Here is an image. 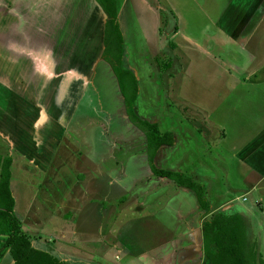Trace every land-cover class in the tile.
<instances>
[{
    "label": "rangeland",
    "instance_id": "obj_1",
    "mask_svg": "<svg viewBox=\"0 0 264 264\" xmlns=\"http://www.w3.org/2000/svg\"><path fill=\"white\" fill-rule=\"evenodd\" d=\"M54 2L0 0V86L7 88L0 87L2 107L35 98L43 108L52 103L56 108L48 144L41 136L47 147L35 155L45 169L9 153L16 158L15 187L10 185L21 231L34 247L52 250L66 264H147L148 243L161 237L148 229L153 223L148 207L152 199L160 201L161 190L147 180L145 136L128 122L117 82L100 58L106 17L94 0H72L67 12ZM121 3V68L136 78L133 111L174 140L171 149L159 150L154 165L177 166L200 179L215 165L224 190L245 189L244 167L233 155L264 128V0ZM65 14L71 30H63L56 43L54 25ZM16 61L31 98L18 100L15 86L5 80V67ZM95 100L96 108L105 110L103 124L82 113L94 108ZM28 124L25 119L13 136H25L30 158L34 140ZM96 124H102L103 137ZM5 146L0 140V148ZM88 159L99 167H90ZM205 187L216 206L209 183ZM258 192L246 195L245 204L254 207ZM84 208L89 216L81 213ZM243 219L248 241L264 260V214L256 210ZM9 257L0 240V264H11Z\"/></svg>",
    "mask_w": 264,
    "mask_h": 264
},
{
    "label": "crops",
    "instance_id": "obj_2",
    "mask_svg": "<svg viewBox=\"0 0 264 264\" xmlns=\"http://www.w3.org/2000/svg\"><path fill=\"white\" fill-rule=\"evenodd\" d=\"M79 1L83 2L84 0H79ZM94 1L100 8V5L98 4L97 0H94ZM58 4L62 8H64L65 12H67V10L72 5V0H55L54 8H56ZM121 5H122L121 0H116L117 19H118V15L120 14ZM262 5L264 6V3H262ZM102 14L104 13L102 12ZM67 20L68 18L66 14L62 15L57 21V23L54 25V38L56 39L55 40L56 43H57V40L60 38L63 30H66L69 32L71 30L69 28V22ZM118 24H120V22H118ZM103 32H104V28H103ZM102 42H103V34H102ZM102 42H101L99 54H101L102 52ZM20 70L21 68L19 67V62L17 61L14 65L11 64L5 67L4 73L7 72V74L9 75L8 76L9 78L6 77L5 80L9 82V84H11L13 87L15 86L14 89L17 93V98L19 97L23 99L31 98L26 90L27 87L25 85V81L18 74ZM11 85H8V87L12 88ZM0 87L2 89L6 88L2 85ZM23 90H26V92L23 93ZM6 91H7V88L5 89V92ZM21 96H25L26 98L21 97ZM20 98L18 100H20ZM24 101L25 103L22 102L19 105L17 104V106H19V111H18L15 101L12 104L14 106H10V107L7 106L9 105L8 103H6V107H2L5 101H0V118L6 120V125H3L0 123V140L1 142H4L6 144L4 148H0V158L10 159L8 185L10 187L11 195L14 199V215L19 221L20 225H21V222H20L21 220L18 219V214L15 211V206H16V209L18 206L16 204L17 197L15 198V195H14L15 191H12V185H10V181L13 184L14 174L11 171V169H12L13 163L15 164L14 161H16L15 160L16 158L11 157L12 155L10 156L9 153L19 154L21 158L22 157L25 158V160H22V161H27V163H30L32 165L34 164L33 168H37L38 171L40 170L39 168H41V170L45 169L44 167H41V164L39 165L37 164V162H39L37 159L39 158L35 159L36 158L35 155L40 156L39 154L43 152V148L41 147L42 146H44V148L47 147V145L45 144L43 145L41 136H45L44 137L45 142L46 144H48L49 142L48 137H51V130L48 124L52 120V117L56 116V108L52 102H51L52 104H49V106L46 107L47 108L46 110V108H43V105H42L43 102L40 99L35 100L34 98V100L27 99ZM113 101L116 102V100H113ZM89 102L90 101L87 100L86 104L88 105ZM95 102H99V100H95L92 103H90L94 106V108H87V110L82 113L89 116L87 117L89 119H95L97 121L101 120L103 124L105 110L101 106L96 108ZM121 103L123 105L122 100H121ZM117 108H115V110H117ZM42 110L44 111L42 112ZM25 119H26V122L29 123L27 126V129L30 132H32L33 130L34 142H33V149L31 151V154L33 155L30 158L28 157V152L26 151L27 144L25 142V136L22 138H16L13 136L14 133H16V129H17L18 134L20 133L19 128H21V125L24 124ZM263 120L264 118L262 119L261 122H263ZM39 123H42L43 126L40 125V127L36 128L35 125H38ZM102 124L101 126H99V124H96L95 126V130H97V132L99 130L98 133L101 135V137H103ZM64 127H66V123ZM249 139L246 140L242 145H240L241 147L238 149L239 153L233 155L235 158H237V161L239 162V164L244 167V170L241 173L243 175L241 176L240 179L245 189H240V188L230 189L227 183L228 187L224 190L221 185L222 180L220 179L219 170L215 169V165H212L211 169L213 170L209 172L208 176L207 177L201 176V179L197 176L189 175V173L179 171L177 166L170 167L168 165L166 170L177 171V172L183 173L182 175H186L187 177L191 178L193 181H195L199 185L203 186L204 191H205V197L207 195V189L205 187V184L206 182L209 183L211 187L210 190L213 192L214 197L217 200L216 206H214L209 201V199L206 197V200L209 202V205H210L211 214H215L217 212H225L228 215L237 213L243 218H245L246 220H248L250 216H253V213H255L256 210L264 214V209H263L264 208V128L263 130L256 131V133H254L252 137H250ZM70 143H73V142H70ZM173 143H174V140H173ZM59 144L57 145L59 146ZM172 146L173 144L171 146L163 145L160 147L159 150H161L162 148L171 149ZM159 150L153 157V164H154L156 155L159 153ZM25 152L27 155L23 156ZM52 152L53 151H51V153ZM170 156L171 155H167L166 158L170 159ZM47 159L49 163L50 153ZM211 161L213 164L217 163V160L215 158H211ZM87 162L90 164V167L91 166L95 168L99 167V166H96L98 164L97 161L93 162L88 159ZM102 175L106 178H109V176H105L103 173ZM127 179L128 178H126V180ZM147 180L148 182L156 183V186L154 187V189L159 188L161 190V195L159 197L160 201L158 200L154 201L152 199L150 201L151 206L148 207V220L154 223V224L152 223L153 225L152 224L149 225L148 229L152 227L153 230L156 229L157 232L160 231L161 237L154 244L148 243L149 250H146L143 256V257H146V263L147 264H210V262L204 257L202 253V235H201V224L203 220H206L209 216L204 217L205 212L200 210L194 193L188 189L178 187L177 184H175L173 181H170L166 178L153 176L149 172V170L147 171ZM117 181L119 180L116 179L115 182ZM149 189H151V186ZM253 190H259V192H258V196L256 198L254 197V199L251 200L252 205H254V207H251V205L249 204L246 205L245 203L247 202L246 195L248 196L250 192H252ZM234 193H237V194L234 195V198H233V195L231 194H234ZM229 202L230 203L237 202V203L235 205H231ZM82 212H85L86 216L90 215V213L87 212L86 208H84V211H81V213ZM53 230H56V229H53ZM148 233L153 234L152 231H148ZM0 240H2L3 243L5 242V238L2 236H0ZM129 241L131 243V240ZM163 245L166 246V249L164 251L161 250V247ZM36 248L44 250V251H48L52 255L59 258L56 254L52 252V250L50 251V249L45 250L39 247H36ZM59 260L64 262V258L63 259L59 258ZM64 264L66 263L64 262Z\"/></svg>",
    "mask_w": 264,
    "mask_h": 264
},
{
    "label": "trees",
    "instance_id": "obj_3",
    "mask_svg": "<svg viewBox=\"0 0 264 264\" xmlns=\"http://www.w3.org/2000/svg\"><path fill=\"white\" fill-rule=\"evenodd\" d=\"M106 17L103 32L101 60L113 73L124 101L128 122L145 136V159L149 172L155 177L173 181L178 187L192 191L200 210L204 211L201 224L202 253L210 264H264L256 246L247 239L245 220L237 213L211 214L205 198L204 187L190 178L154 166L153 157L161 146H171L170 132L161 133L157 124L139 120L133 111L137 97V82L132 74L121 68L123 38L117 19L116 0H97ZM9 158H0V236L5 238L12 264H64L56 256L32 246L31 240L22 233L21 225L14 215V199L10 192Z\"/></svg>",
    "mask_w": 264,
    "mask_h": 264
}]
</instances>
